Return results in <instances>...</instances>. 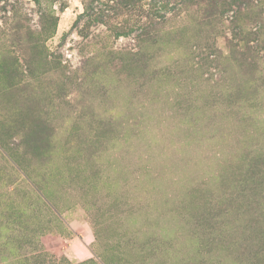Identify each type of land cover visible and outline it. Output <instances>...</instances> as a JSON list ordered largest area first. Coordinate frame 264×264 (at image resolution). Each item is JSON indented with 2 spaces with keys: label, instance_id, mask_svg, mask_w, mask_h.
<instances>
[{
  "label": "rangeland",
  "instance_id": "rangeland-1",
  "mask_svg": "<svg viewBox=\"0 0 264 264\" xmlns=\"http://www.w3.org/2000/svg\"><path fill=\"white\" fill-rule=\"evenodd\" d=\"M264 264V0H0V264Z\"/></svg>",
  "mask_w": 264,
  "mask_h": 264
},
{
  "label": "trees",
  "instance_id": "trees-1",
  "mask_svg": "<svg viewBox=\"0 0 264 264\" xmlns=\"http://www.w3.org/2000/svg\"><path fill=\"white\" fill-rule=\"evenodd\" d=\"M88 263H91V261L87 262V263H82V264H88Z\"/></svg>",
  "mask_w": 264,
  "mask_h": 264
}]
</instances>
